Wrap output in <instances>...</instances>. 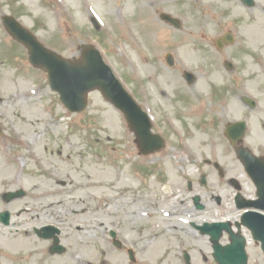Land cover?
Returning <instances> with one entry per match:
<instances>
[{"label":"rangeland","instance_id":"1","mask_svg":"<svg viewBox=\"0 0 264 264\" xmlns=\"http://www.w3.org/2000/svg\"><path fill=\"white\" fill-rule=\"evenodd\" d=\"M255 1L251 9L240 0H0V125L5 131L0 137V193L13 189L11 184L16 187L14 179L23 170L33 172L24 181L32 191L38 186L36 192L50 193L47 204L54 203L50 221L59 217L66 221L64 245L71 250L60 261L72 264L73 257L80 256L83 264H127L126 252H117L112 245L109 233L115 230L125 247L135 251L138 264H183L181 251L196 255L198 249L202 253L194 264H216L208 239L189 226L240 221L235 190L228 181L240 174L241 166L222 136L224 126L246 121V144L254 150L255 145H264V73L256 78L251 65L255 55H264V0ZM162 13L180 19L182 30L162 22ZM6 15L66 59L79 60L84 45L97 47L136 101L140 103L145 93L154 107L170 116L173 138L192 135V140L185 137L187 152L170 147L155 155L156 164L149 166L157 173L144 181L135 137L122 114L98 92L90 94L85 112L69 113L50 89L47 74L31 66L27 49L4 28ZM228 31L236 38L231 57H238L239 49L243 53L242 78L218 72L199 77L189 89L180 71L201 61L195 45H206ZM170 52L178 60L175 70L164 62ZM215 79L226 89L221 95L226 110L216 98L215 114L207 117L206 130L199 129L202 113L193 114L192 101L195 95L205 99ZM243 96L258 101L259 109L245 107L239 100ZM207 160L220 163L226 178L221 179ZM203 173L210 190L190 192L182 184L198 182ZM163 184L177 196L175 200L145 203L163 191ZM199 193L208 210L187 216L190 202H182ZM4 208L0 204V210ZM0 250V261H10L12 249ZM248 253L250 264H264V254L253 240Z\"/></svg>","mask_w":264,"mask_h":264},{"label":"water","instance_id":"2","mask_svg":"<svg viewBox=\"0 0 264 264\" xmlns=\"http://www.w3.org/2000/svg\"><path fill=\"white\" fill-rule=\"evenodd\" d=\"M249 6L252 0H244ZM163 20L177 23L170 17L163 15ZM4 24L14 39L23 43L29 50L30 62L49 74L51 88L61 95V102L73 113H79L87 108L88 93L99 90L105 98L121 110L130 122L132 130L136 133L138 143L150 142L153 136L150 133V123L146 114L132 100L116 80L111 69L104 63L100 53L94 47H84L80 62H69L58 54L44 48L34 36L25 30L14 18L4 17ZM170 62V60H169ZM232 137L235 132L239 137L244 134L246 125L237 124L232 128ZM236 140V139H234ZM239 156L245 160L247 170L252 174V157L247 151H240ZM237 198L239 209H259L264 211V194L260 203L241 201ZM243 223L254 235L256 241L262 243L264 251V216L247 212L243 216ZM207 228V227H206ZM227 230L232 237L233 244L222 247L219 244L223 230ZM215 248V257L219 264H247L248 257L245 251V238L233 234L230 224H214L209 230Z\"/></svg>","mask_w":264,"mask_h":264},{"label":"flooded vegetation","instance_id":"3","mask_svg":"<svg viewBox=\"0 0 264 264\" xmlns=\"http://www.w3.org/2000/svg\"><path fill=\"white\" fill-rule=\"evenodd\" d=\"M223 45H226V43L223 42ZM208 46L211 47L212 51H220L221 53H219V55H223V51L226 49L224 48L223 50H219V45L216 39H212L211 42L208 43ZM204 51V54H202V61H204V63L196 64L198 73L197 77L209 74L212 71H218L220 68V63L215 55L211 53L212 51ZM252 65L259 70L264 68V63L258 60V58L256 57L253 58ZM197 81L198 80L196 79V82ZM199 99L200 98L198 97V100ZM152 111L158 117L157 122L153 124L154 132L159 133L163 137H167L170 140H176V143L178 144H176V147H172L175 148L174 150H177L178 152L183 151L184 149L182 147L185 146V143L177 138H173V136L175 137L176 134L172 133V129L169 127L170 123L168 122V118L166 117L165 113L162 111V108L154 107L152 108ZM201 121L202 126H207V116ZM218 128L219 126L216 123V129ZM255 146H258L257 149L254 150L256 156L259 158H264V145L258 144ZM153 162L155 164L156 160H153ZM151 171V167H149V170H144V176L146 177L147 181L149 173H151ZM173 184L175 186H178V184H176L175 182H173ZM182 184L184 185L185 182H182ZM188 188L189 190L193 189L191 183L188 184ZM147 196L150 197V195ZM46 197L47 196L27 197L26 195L23 199H17L7 203L4 201L5 198L3 196V193H0V204L6 207L3 210H0V214L4 211H9L11 213L10 226H4L0 222V249H12V252L9 256L10 261H0V264H70V262H62L60 261V259H64L62 257L67 253V251H70L71 249H62V252H59V248L61 246L65 247L64 240L67 241L66 221L65 219L59 217L57 222H54L53 224L50 222L48 218L49 216L47 214V212H49L48 207L46 208L47 205L45 203L48 197ZM151 198L152 199L149 200L146 199V202H148L149 205H151L150 202H161V198L158 196V194H154V196H152ZM192 199L194 202V198ZM204 200L205 199L203 198L201 199V203L205 205L203 211L207 209V203H205ZM21 202L24 203L21 204ZM193 209H196L195 205H193ZM50 226L56 227L58 229V233L52 234L50 230L44 231L45 228H48ZM41 235H49L47 236L49 238L44 239L43 237H41ZM123 252H126V254L128 253L127 251ZM59 256L61 258H57ZM128 256L129 255L127 254V257ZM72 262V264H82L80 256H74ZM127 264L131 263L128 261ZM133 264H137V262Z\"/></svg>","mask_w":264,"mask_h":264},{"label":"bare ground","instance_id":"4","mask_svg":"<svg viewBox=\"0 0 264 264\" xmlns=\"http://www.w3.org/2000/svg\"><path fill=\"white\" fill-rule=\"evenodd\" d=\"M148 42V41H147ZM158 245L160 246V248L162 249L163 248V242H159Z\"/></svg>","mask_w":264,"mask_h":264}]
</instances>
